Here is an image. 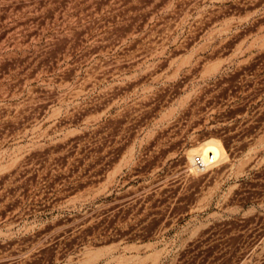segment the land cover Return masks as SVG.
Wrapping results in <instances>:
<instances>
[{
    "label": "rangeland",
    "instance_id": "rangeland-1",
    "mask_svg": "<svg viewBox=\"0 0 264 264\" xmlns=\"http://www.w3.org/2000/svg\"><path fill=\"white\" fill-rule=\"evenodd\" d=\"M174 1L0 0V264H264L263 150L245 158V165L259 164L256 181L239 184L246 173H236L234 182L215 188V172H183L185 157L163 164L166 150L153 141L94 139L92 129L71 126V114L58 119L70 123L62 140L14 139L13 90L21 88L25 103L46 60L58 65L67 52L75 59L82 24L140 25L171 11ZM240 1L246 21L261 7L256 22L263 25L264 0ZM246 56L230 65L227 78L241 89L226 93L243 102L229 110L243 112L242 123L264 118V44ZM52 81L60 97L61 77ZM26 107L21 124L29 121ZM119 112L139 118V103ZM103 121L101 132L119 136L116 120ZM229 141L253 152V138L231 133Z\"/></svg>",
    "mask_w": 264,
    "mask_h": 264
},
{
    "label": "crops",
    "instance_id": "crops-1",
    "mask_svg": "<svg viewBox=\"0 0 264 264\" xmlns=\"http://www.w3.org/2000/svg\"><path fill=\"white\" fill-rule=\"evenodd\" d=\"M233 1L236 4L229 0H175L171 11L119 29L110 24H82L86 31L77 35L75 59L67 52L58 65L54 66L52 59L46 60L44 68L34 74L42 79L30 83L25 103L21 88L13 90L14 129L18 127L14 139L62 140L68 135L70 123H59L58 119L71 114L77 117L71 126L92 129L94 139L118 137L140 145L153 141L154 147L166 150L162 153L163 164L170 158L185 157L183 166L179 164L184 172L193 167V156L197 154L190 150L214 138L226 152L224 160L203 170L218 174L214 187L224 188L234 182L236 173H246L240 181L236 179L239 184L254 181L259 164L245 165V158L261 157L264 152V118L242 123L243 112L229 116L230 109L244 104L238 97L227 100L226 93L231 88L241 89L228 86L230 65L243 63L250 50L254 53L260 49L264 24L256 22L262 12L260 6L253 9L252 20L246 21L244 10L239 9L243 1ZM253 24L255 29L246 33ZM58 75L60 97L52 84L53 76ZM256 89L251 86L248 91ZM136 103L139 118L118 117L120 110L133 108ZM25 107L29 121L21 124ZM187 108L188 116L183 115ZM105 119L121 125L119 136L101 132ZM251 122L254 126L248 130ZM132 125L137 129L130 136ZM231 133L253 138V152L230 142ZM229 159L235 160L233 165Z\"/></svg>",
    "mask_w": 264,
    "mask_h": 264
},
{
    "label": "bare ground",
    "instance_id": "bare-ground-1",
    "mask_svg": "<svg viewBox=\"0 0 264 264\" xmlns=\"http://www.w3.org/2000/svg\"><path fill=\"white\" fill-rule=\"evenodd\" d=\"M202 144H201V147H202ZM200 148L191 149L190 150L191 154H193L196 151L203 152L206 163H207V167H211L212 165L216 164L220 160L222 159L224 160V158H226L225 149L220 144V141L215 140L214 138L212 140H209L208 142L206 141L203 147L201 149Z\"/></svg>",
    "mask_w": 264,
    "mask_h": 264
},
{
    "label": "built area",
    "instance_id": "built-area-1",
    "mask_svg": "<svg viewBox=\"0 0 264 264\" xmlns=\"http://www.w3.org/2000/svg\"><path fill=\"white\" fill-rule=\"evenodd\" d=\"M192 163H193V167L196 170H199V171L205 170L206 167H207V163H206V160H205L203 152H198L197 154H195L193 156Z\"/></svg>",
    "mask_w": 264,
    "mask_h": 264
}]
</instances>
